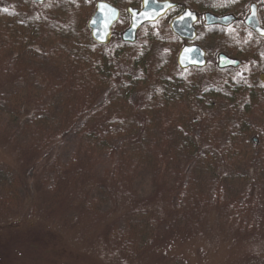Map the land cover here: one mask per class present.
<instances>
[{
  "label": "trees",
  "instance_id": "1",
  "mask_svg": "<svg viewBox=\"0 0 264 264\" xmlns=\"http://www.w3.org/2000/svg\"><path fill=\"white\" fill-rule=\"evenodd\" d=\"M93 8V0H0V62L28 79L11 86L6 107L0 96V113L10 123L29 114L23 128H0L7 142L23 141L24 155L20 174L0 167L5 205L30 190L28 178L43 163L50 192L76 189L82 205L101 214L115 197L92 177L108 157L113 167L103 176L114 187L150 174L154 191L183 215L216 207L231 212L237 230L264 231V36L245 24L220 33L221 51L240 59L238 68L182 69L183 40L166 18L145 24L134 43L114 30L111 43L101 45L87 27ZM136 92L147 95L140 109ZM30 99L35 107L28 112ZM73 133L77 149L61 164L52 155ZM145 210L125 219L120 247L152 237L150 216L163 221Z\"/></svg>",
  "mask_w": 264,
  "mask_h": 264
},
{
  "label": "rangeland",
  "instance_id": "2",
  "mask_svg": "<svg viewBox=\"0 0 264 264\" xmlns=\"http://www.w3.org/2000/svg\"><path fill=\"white\" fill-rule=\"evenodd\" d=\"M97 1L93 0V12ZM105 1L121 9V17L114 30L122 37L130 24L127 8L140 7L142 0ZM172 1L179 3L180 8L173 11L167 21L186 7L198 12L200 21L196 43L207 51L211 65L216 64L218 54L223 52L220 33L238 29L253 2L260 6L258 17L264 27V0ZM212 6L223 8V13L234 14L239 21L219 31L206 26L205 13L219 14L210 9ZM159 52L164 55L165 48H159ZM3 62H0V96L1 104L6 107L7 92L11 91V86L25 83L28 79L14 73L12 63L10 66ZM22 91L26 92V89L21 87ZM146 98V94L136 92L132 96L135 108L143 107ZM30 102L25 107L28 112L35 107L32 99ZM25 115L10 123L7 113H0V128H16L18 122V128H23ZM17 141L7 142L0 137V167L11 166L20 174L23 141ZM78 143L79 139L73 133L54 151L52 158L56 157L61 164H66ZM42 164L35 170V176L28 178L31 188L16 205H5L4 190L0 186V264H264V231L237 230L238 222L229 218L231 212L216 207H201L198 212L183 215L169 205L163 192L154 191L150 174L137 178L131 186L114 187L103 176L113 163L108 157L100 159L92 180L99 183V190L103 187L111 190L115 200L103 208L105 212L96 214L82 205L76 189L64 190L61 196L50 192L52 177L48 171L41 170ZM187 179L188 176L184 183ZM172 183H166L164 188H169ZM137 208L146 209L151 214L158 213L163 221L156 222V215L150 216V224H154L155 230L152 237L139 244L140 236H136L129 248L123 246V249L118 244L120 232L126 233L128 223L125 219ZM180 217L183 219L180 220Z\"/></svg>",
  "mask_w": 264,
  "mask_h": 264
},
{
  "label": "water",
  "instance_id": "3",
  "mask_svg": "<svg viewBox=\"0 0 264 264\" xmlns=\"http://www.w3.org/2000/svg\"><path fill=\"white\" fill-rule=\"evenodd\" d=\"M32 1L41 4L47 0ZM102 4L106 5L103 9L101 8ZM177 5L172 0H142L140 7L129 6L127 12L130 15V24L122 34L123 41L128 43L136 42L138 33L145 24L157 22L165 17L169 11L177 7ZM110 9H114L115 12L110 11ZM257 11L258 4L253 2L250 5V12L244 19V23L258 35L264 36V27L261 25ZM187 13H191L192 15L189 16ZM193 16L195 19L192 18ZM120 17V8L105 0L97 1L95 10L87 22L92 39L101 45L110 44L114 26L118 23ZM178 17L181 19H178ZM204 18L207 25L220 24L223 26H229L237 19L232 13L216 14L213 12L205 13ZM198 21V12L189 7H186L170 21L169 26L171 31L180 39L188 42L181 48L177 56L178 66L182 69L191 67L205 68L208 65L206 50L196 43ZM240 65L241 61L238 58H232L223 52L218 55L219 68H238Z\"/></svg>",
  "mask_w": 264,
  "mask_h": 264
},
{
  "label": "flooded vegetation",
  "instance_id": "4",
  "mask_svg": "<svg viewBox=\"0 0 264 264\" xmlns=\"http://www.w3.org/2000/svg\"><path fill=\"white\" fill-rule=\"evenodd\" d=\"M177 3V2H176ZM178 5H177V7H175L174 9H172L171 11H169V13L165 16V17H163V18H168V16L173 12V11H175V10H177V9H179L180 8V4L179 3H177ZM258 4V3H257ZM260 6H259V4H258V8H259ZM185 9V8H184ZM183 9V10H184ZM182 10V11H183ZM181 11V12H182ZM181 12H179V13H177L176 15H174V16H172V18L173 17H175V16H177V15H179ZM258 12V11H257ZM172 18L170 19V21L172 20ZM161 20V19H160ZM159 21V20H158ZM157 21V22H158ZM170 21H169V24H170ZM199 21H200V16H199ZM198 21V22H199ZM239 21V19L237 18L236 19V21H234L232 24H230L229 26H223V25H220V24H213V25H207L206 23H205V18H204V24L206 25V26H209V27H211V28H213V29H217V30H221V29H224V28H229V27H231V26H233L234 24H236L237 22ZM244 22V21H243ZM198 24V23H197ZM243 24H245V23H243ZM261 25H262V23H261ZM246 26V25H245ZM249 31L250 33H255L252 29H250L249 27H247L246 26V31ZM257 34V33H256ZM183 42V44H182V47H184V45H186L188 42L187 41H182ZM181 47V48H182ZM181 50V49H180ZM179 50V51H180ZM207 52V51H206ZM179 53V52H178ZM220 54V53H219ZM218 54V55H219ZM228 56H230V57H232V58H237V57H235V56H232V55H229V54H227ZM178 56V55H177ZM207 58H208V53H207ZM208 64H209V60H208ZM216 66H218V56H217V62H216ZM219 67V66H218ZM221 69H235L234 67H225V68H221Z\"/></svg>",
  "mask_w": 264,
  "mask_h": 264
},
{
  "label": "snow or ice",
  "instance_id": "5",
  "mask_svg": "<svg viewBox=\"0 0 264 264\" xmlns=\"http://www.w3.org/2000/svg\"><path fill=\"white\" fill-rule=\"evenodd\" d=\"M104 7H106V5H101V8L103 9ZM169 7H171V5H169ZM110 11H113V12H115V10L114 9H110ZM187 15H189V16H191L192 14L191 13H187ZM193 19H195V17L193 16L192 17ZM178 19H181L180 17H178Z\"/></svg>",
  "mask_w": 264,
  "mask_h": 264
}]
</instances>
